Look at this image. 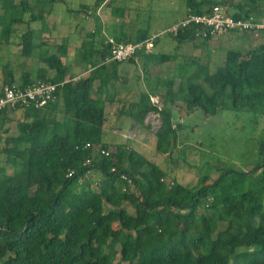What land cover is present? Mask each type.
<instances>
[{
    "label": "trees",
    "instance_id": "obj_1",
    "mask_svg": "<svg viewBox=\"0 0 264 264\" xmlns=\"http://www.w3.org/2000/svg\"><path fill=\"white\" fill-rule=\"evenodd\" d=\"M185 1L186 15L222 5L234 19H264V0L235 5L228 0ZM105 2L94 0L93 11L87 13L95 18L94 8ZM57 3L65 4V0H0V47L5 45L2 42L10 43L14 27L25 25L27 30L20 35L21 55L29 58L35 49H42L44 43L37 42L42 29L37 31L32 24L43 27L46 15L54 12ZM113 16L122 18L123 7H116ZM100 31L98 26L89 35L93 39L82 42L79 50L78 62L88 65L91 72L67 81L70 67L55 57L56 53L66 54V44L56 46L55 54L41 50L38 58L45 69H38L34 80L22 73L17 87L39 81L60 84L56 100L45 107L19 106L0 113V126L14 117L17 122L16 136L0 137V154L5 158L0 166V264H264L263 188L233 194L237 182L229 184L226 172L211 184L168 187L164 183L166 171L141 152L125 145L110 149L113 143L105 140L103 131L105 102L94 96L93 86L97 81L103 86L109 67L121 63H106L107 40L94 39L103 36ZM167 35L177 46L195 37L191 29ZM259 35L264 36V32ZM131 37L114 39L137 43L150 34L148 29H139ZM196 66V73L184 79L187 84H180L178 93L172 80L166 82L160 109L145 92L132 106H136L134 119L138 124L150 112L162 115L156 131L159 154H169L174 147L177 127H173L167 105L182 95L186 96L187 110L198 109L206 116L222 110L264 115V43L245 52L227 51L222 66L215 71ZM1 68L6 85H12L15 78L9 65ZM101 150L109 152L108 156ZM6 166L11 167V174ZM91 171L101 176L98 187L94 189L89 183L79 187L81 178ZM69 172H73L71 177H67ZM238 176L241 180L246 177Z\"/></svg>",
    "mask_w": 264,
    "mask_h": 264
},
{
    "label": "rangeland",
    "instance_id": "obj_2",
    "mask_svg": "<svg viewBox=\"0 0 264 264\" xmlns=\"http://www.w3.org/2000/svg\"><path fill=\"white\" fill-rule=\"evenodd\" d=\"M105 1L97 10L94 8V11H97L96 15H100L104 21L100 20L102 23L101 33L105 40L109 37H117L122 33L124 38H131V35H134L139 29H148L149 34L152 32L151 35L157 34L165 30L160 29L165 28L171 19H178L176 22L181 20V15L187 11L185 0ZM228 1H231L233 5L246 2V0ZM93 4L94 0H65V4L57 3L54 6V12L46 15V23L43 27L39 23L32 24V28L37 31L42 29L37 42L44 43V46L42 49H35L29 58H24L21 55L20 42V35L27 28L25 25L14 27V35L10 43L2 42L5 45L0 47V90L2 87L19 85L22 73H27L34 80L37 70L46 67L39 61L40 51L46 50L49 54H55L56 46L62 43L66 44V54L56 53L55 57H58L63 64L69 67L75 63L73 69L75 77L71 80L76 81L78 78L86 76L88 73L85 71L88 65L85 68L77 62L80 59L81 43L93 39L89 35L93 31L94 19L92 14L87 13L93 11ZM82 6L83 8H81ZM116 7H123L122 18H114ZM109 15L110 17H107ZM114 20L115 22H113ZM123 22L124 29L119 26ZM114 24L118 26L112 28ZM219 38L222 37L211 39L194 37V40L190 41L193 42V45L195 44L194 48L183 47L184 45L181 48V45L177 46L171 36L165 34L158 39L156 47L154 45L153 48L164 52L163 55L160 54L164 58L154 59L148 62L146 67H143L141 62L134 64L135 66L125 65L128 61L123 62L125 64L122 67H128L127 70L124 71L120 67L121 65H117V69L113 71L115 75L111 72L113 67H109L103 79V86L100 81L95 82L93 86L94 96L105 102L106 121L103 125L105 140L113 143L110 146L111 150L125 145L141 152L150 161L155 162L166 171L167 177L164 179V183L168 187H172L174 184L190 186L211 184L219 178L220 174L226 172L229 173V184L232 181L237 182V186L231 191L233 194H240L248 188H263L264 190V164L255 169L264 161V153H261L259 149L260 144L264 142V115L258 117L243 112L222 110L215 116H206L198 109L187 110L186 96L182 95L180 99L167 105L172 114L173 127H177V137L174 147L169 154L165 155L157 153L155 146L156 131L160 128L162 115L150 112L145 116L142 124H138L134 119V113L137 110L136 106H132L139 101L140 92L149 94L150 91H153L156 93L157 96L154 95L156 97L149 95V98L150 102L160 109L167 92L166 82L169 80H172L173 89L175 93H178V86L187 84L183 83L184 79L196 73V65L207 66L212 72L222 66L227 51L245 52L264 43L263 35H235V40L230 42H218ZM94 39L95 41L99 40L97 36H94ZM246 40L250 42L248 43ZM179 48L181 51L177 55L174 51H178ZM192 61L196 64H192ZM4 64H8L9 69L12 70L15 78L12 85H6L7 82L1 68ZM83 68H85L84 72H82ZM48 75L51 76L52 71L48 70ZM142 75L150 77L147 82L141 81L144 86L138 82L142 79ZM71 76L66 80H69ZM199 83L204 84L202 80ZM100 87L103 89L100 90ZM57 118L61 119V115ZM16 125L14 117V120L0 126V137L16 136ZM2 147L3 145L0 143V149ZM262 149L264 150V145ZM4 163L5 158L0 154V166H3ZM6 172L11 174V167L6 166ZM239 174L246 175V177L241 180ZM100 178L98 173L91 171L81 178L78 186L89 183L92 188L96 189ZM211 197L209 195L207 200L210 201ZM124 206L130 214L134 213L128 204ZM262 206L264 214V191ZM222 227L224 224L220 225V228Z\"/></svg>",
    "mask_w": 264,
    "mask_h": 264
},
{
    "label": "built area",
    "instance_id": "obj_3",
    "mask_svg": "<svg viewBox=\"0 0 264 264\" xmlns=\"http://www.w3.org/2000/svg\"><path fill=\"white\" fill-rule=\"evenodd\" d=\"M187 29H191L195 38L200 39L244 34L258 36L264 32V19L256 20L252 16L245 19H234L226 6L213 5L205 8L200 14H187L164 31L150 35L148 39L142 42L121 43L109 37L107 39L109 52L106 63H123L136 58L140 52H151L161 36L165 34L176 35L179 31ZM59 85L39 81L24 88L6 86L3 89V96L0 97V113L5 109L14 110L19 106L45 107L48 103L56 100L55 93ZM88 147L89 144L86 145V148ZM101 154L108 156L109 152L101 150ZM88 163L89 160L86 161V164ZM72 174L73 172H69L67 177H71ZM123 178L125 179V177Z\"/></svg>",
    "mask_w": 264,
    "mask_h": 264
},
{
    "label": "crops",
    "instance_id": "obj_4",
    "mask_svg": "<svg viewBox=\"0 0 264 264\" xmlns=\"http://www.w3.org/2000/svg\"><path fill=\"white\" fill-rule=\"evenodd\" d=\"M81 8H83V6L81 7ZM97 10V9H96ZM97 12V11H96ZM186 13H187V11L183 14V15H181V17H180V19H182L184 16H186ZM107 17H110V15L109 16H107ZM93 19H94V26H93V31H92V33H94L95 31H96V29L98 28V26H99V28L101 29V21H103L102 20V18H101V16L100 15H96L95 14V18L94 17H92ZM115 18V17H114ZM101 20V21H100ZM176 20H178V19H175V20H173V19H171V21L169 22V24L165 27V28H162V29H160V30H163V29H167L168 27H170L173 23H175L176 22ZM104 22V21H103ZM113 22H115V20L113 21ZM121 24H124V22L123 23H121ZM121 24L119 25V26H121ZM118 25H116V24H114V25H112V28H116ZM157 31H159V30H157ZM100 34H102L101 33V31H100ZM152 34V32L150 33V35ZM119 36H121V38L123 39L124 37H123V35H121V34H119ZM101 35L100 36H98V39H101ZM132 38V37H131ZM235 38V36H224V37H222V38H219L218 39V42H227V41H232V40H235L234 39ZM248 39V38H247ZM248 43L250 42V41H248V40H246ZM157 43H158V41L156 42V44H155V47H156V45H157ZM184 45V46H183ZM185 47V46H189L190 48H194V46H195V44L193 45V42H186V43H184V44H182L181 45V48H183V47ZM99 45L98 46H96V49H98L99 50ZM181 48H179L178 49V51H174V52H176L177 53V55H178V52H180L181 51ZM163 53L164 52H162V51H157V49H153L151 52H146V53H142V55H137L136 56V58L134 59V61L133 62H127L125 65H130V66H135L134 64H136V63H138V62H141L142 63V65H143V67H146V65L148 64V62H150V61H152V59L150 60L149 58H148V56H155V57H158V56H161L160 54H162L163 55ZM164 58V57H163ZM193 63H195L196 64V62H194V61H192V64ZM77 64H80L79 62H77ZM123 63H121V64H119V65H121L120 67H122V65H124ZM184 64V63H183ZM74 65H75V63L72 65V66H70V72H69V74L71 75V74H73V69H74ZM82 66L83 67H85L86 68V66L87 65H83L82 64ZM108 66V65H107ZM89 66H87V69H86V71L85 72H87V73H89V72H91V71H89L90 70V68H88ZM85 68H83L82 69V72H84V70H85ZM123 68V67H122ZM127 68L128 67H124L123 69H124V71H125V69L127 70ZM115 69H117V67H115V68H112L111 69V72H113ZM129 70V69H128ZM89 71V72H88ZM113 75H115V73L113 72L112 73ZM68 76H66V78H67ZM75 77V75L73 74V76H71V78H74ZM82 77H84V76H82ZM81 77V78H82ZM137 80H140V79H137ZM142 80H145V82H147V81H149L150 80V77L149 76H147V75H142V79L140 80V81H138V82H140L141 84H142V86H144L143 84L144 83H142L141 81ZM163 81H166V80H164L163 79ZM142 88V87H141ZM140 93H142V92H140ZM149 95L150 96H154V95H156L157 96V94L156 93H153V91H150V93H149ZM156 96H154V97H156ZM139 98H140V95H139Z\"/></svg>",
    "mask_w": 264,
    "mask_h": 264
},
{
    "label": "clouds",
    "instance_id": "obj_5",
    "mask_svg": "<svg viewBox=\"0 0 264 264\" xmlns=\"http://www.w3.org/2000/svg\"><path fill=\"white\" fill-rule=\"evenodd\" d=\"M135 59V58H134Z\"/></svg>",
    "mask_w": 264,
    "mask_h": 264
}]
</instances>
